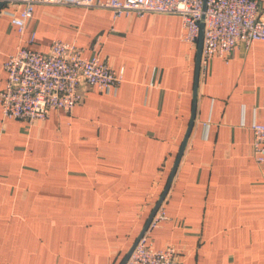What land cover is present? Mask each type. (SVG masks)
<instances>
[{
    "label": "crops",
    "instance_id": "1",
    "mask_svg": "<svg viewBox=\"0 0 264 264\" xmlns=\"http://www.w3.org/2000/svg\"><path fill=\"white\" fill-rule=\"evenodd\" d=\"M17 12L0 6V91L21 40L43 53L54 39L74 43L124 79L31 125L2 121L0 106V264H121L193 116L166 219L147 240L173 247L178 264H264V165L251 130L264 124V42L212 58L195 97L197 46L181 40L179 16L37 5L21 37Z\"/></svg>",
    "mask_w": 264,
    "mask_h": 264
},
{
    "label": "built area",
    "instance_id": "2",
    "mask_svg": "<svg viewBox=\"0 0 264 264\" xmlns=\"http://www.w3.org/2000/svg\"><path fill=\"white\" fill-rule=\"evenodd\" d=\"M37 5L108 10L114 19L136 14L176 15L182 21L181 40L195 48L204 24L200 71L218 57L227 62L240 46L264 42V0H0V6L18 8L11 25L24 35ZM33 34L30 42L35 40ZM6 83L0 91L2 121L28 125L48 118L53 110L72 114L89 88L108 92L123 82L124 71L115 72L99 54L86 55L74 43L54 39L47 53L35 51L22 40L4 62ZM254 152L264 165V124L254 123ZM163 204L153 216L125 264H178L173 247L156 249L148 235L165 221Z\"/></svg>",
    "mask_w": 264,
    "mask_h": 264
},
{
    "label": "water",
    "instance_id": "3",
    "mask_svg": "<svg viewBox=\"0 0 264 264\" xmlns=\"http://www.w3.org/2000/svg\"><path fill=\"white\" fill-rule=\"evenodd\" d=\"M203 36H204V24L202 23L201 24V32H200V36H199V39H198V43H197V58H196V74H195V91H194V96L196 97V93H197V87H198V83H199V77H200V63H201V53H202V47H203ZM193 123H194V116L192 117V120H191V123H190V126H189V129L187 131V134L184 138V141L182 143V146L180 148V151H179V154H178V157L176 159V162L174 164V167H173V170H172V173H171V176H170V179H169V183L164 191V193L162 194L161 198L158 200L157 204L155 205L154 209L152 210L148 220H147V223L144 227V229L142 230L141 234L139 235L137 241L135 242V244L133 245L132 249L129 251V253L126 255L125 259L122 261L121 264H125L129 258V256L131 255V253L133 252L134 248L136 247L137 243L139 242V240L144 236V234L146 233V230L153 218V216L155 215L156 211L158 210V208L160 207V205L163 203L164 199H165V196L167 194V191L169 189V186L171 184V181L175 175V172L179 166V163L181 161V158L183 156V153L185 151V147H186V144H187V140L189 138V135H190V132H191V129H192V126H193Z\"/></svg>",
    "mask_w": 264,
    "mask_h": 264
}]
</instances>
